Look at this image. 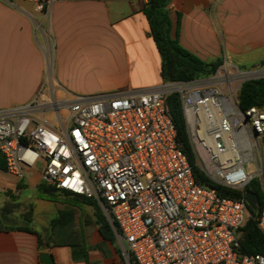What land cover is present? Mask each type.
Masks as SVG:
<instances>
[{"label":"built area","instance_id":"obj_1","mask_svg":"<svg viewBox=\"0 0 264 264\" xmlns=\"http://www.w3.org/2000/svg\"><path fill=\"white\" fill-rule=\"evenodd\" d=\"M5 1L48 15L57 2L92 0ZM262 78L264 68L223 61L212 75L98 96L60 97L44 84L30 102L0 108V154L18 181L40 165L43 184L94 202L125 264H264L261 255L243 254L239 241L249 217L245 189L254 179L264 189L254 154L264 109L242 111L236 102L244 82ZM172 94L207 176L244 191L241 198L196 181L170 117ZM251 162L254 173L246 170ZM256 220L264 235V203Z\"/></svg>","mask_w":264,"mask_h":264},{"label":"crops","instance_id":"obj_2","mask_svg":"<svg viewBox=\"0 0 264 264\" xmlns=\"http://www.w3.org/2000/svg\"><path fill=\"white\" fill-rule=\"evenodd\" d=\"M146 3L61 1L45 15L29 3L0 0V108L30 102L44 84L68 98L161 84V58L143 14ZM170 5L173 36L205 62L237 66L264 47V0H171ZM19 182L0 170L3 193L16 191ZM25 183L37 186L26 178ZM81 205L74 206L79 215L67 231L75 246L54 247L35 230H0V264H40L41 252L55 264H125L116 241L101 235L94 208Z\"/></svg>","mask_w":264,"mask_h":264},{"label":"trees","instance_id":"obj_3","mask_svg":"<svg viewBox=\"0 0 264 264\" xmlns=\"http://www.w3.org/2000/svg\"><path fill=\"white\" fill-rule=\"evenodd\" d=\"M170 2L171 0H147V3L143 7V14L148 22L151 37L153 38L161 58V78L163 82L189 81L214 74L223 64L222 60L218 59L215 62H205L183 48L179 44L177 36H173L172 23L168 9ZM262 66H264V61L262 62ZM236 102L242 111H247L251 108H259L263 110L264 78L244 82L237 93ZM167 104L170 109V117L177 131V140L189 160L196 181L203 186L216 188L219 194L223 197L234 199L241 198L244 191L229 190L214 184L198 165L188 135L186 120L178 95L172 94L168 96ZM0 170L6 171V163L1 154ZM262 181L264 185V168ZM39 191L50 197L55 196L56 192H63L67 195L83 199L88 205L91 204L94 207L96 223L101 235L106 239L115 241L111 227L94 202L82 196L46 186L43 183L39 186ZM245 192L255 194L258 197L259 205L256 211H253L248 207L249 217L239 233L241 251L245 255H261L264 257V235L259 230L256 220L264 203V189L261 181L258 179L251 181L247 185ZM63 208L65 210H61L60 216L51 222V233L48 240L54 247L75 246L76 244L74 236L67 234V231L75 222L74 220L78 216V211L75 207L66 204H64ZM2 210L7 212L6 208H3ZM4 217L6 218L7 216L4 215ZM0 230H20L29 233L34 232L28 226L12 227L2 224H0Z\"/></svg>","mask_w":264,"mask_h":264},{"label":"rangeland","instance_id":"obj_4","mask_svg":"<svg viewBox=\"0 0 264 264\" xmlns=\"http://www.w3.org/2000/svg\"><path fill=\"white\" fill-rule=\"evenodd\" d=\"M24 3L25 2H14L15 5L26 7ZM263 61L264 47L257 50L256 54L254 53V55L250 56L247 61L238 63L237 67L241 70H262L264 68V66H262ZM47 118L51 119V114H48ZM254 154L259 167H264V139L260 141L259 147L254 149ZM195 155L198 165L206 173L205 164L202 159L198 157L196 151ZM256 169L257 166L254 162L246 164L248 173H254ZM40 176L41 166L38 165L28 171L26 175L27 180L31 182L36 181V187L28 188L24 179L19 182L14 192L7 191L3 193L0 190V224L12 227L28 226L32 230L37 231L41 238L48 240L51 233V222L60 216L61 210H65L63 208L64 204L82 209L81 204L86 203L79 197V200L75 201L73 198L65 196L60 192H56V195L53 197L40 193L39 186L42 184ZM89 205L92 206L91 204ZM3 208H6L7 212L3 211ZM4 215L7 216L8 220ZM74 221L76 222L77 218H75Z\"/></svg>","mask_w":264,"mask_h":264},{"label":"water","instance_id":"obj_5","mask_svg":"<svg viewBox=\"0 0 264 264\" xmlns=\"http://www.w3.org/2000/svg\"><path fill=\"white\" fill-rule=\"evenodd\" d=\"M246 202L248 207L253 210L256 211L258 209V205H259V200L258 197L251 193V192H246ZM39 261L40 264H55L53 257L46 252H41L39 254Z\"/></svg>","mask_w":264,"mask_h":264}]
</instances>
